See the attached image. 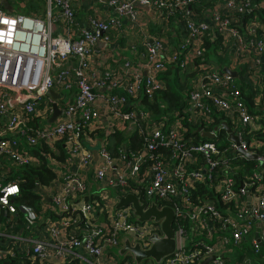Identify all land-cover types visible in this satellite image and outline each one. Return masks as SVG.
I'll return each mask as SVG.
<instances>
[{
    "label": "built area",
    "instance_id": "built-area-1",
    "mask_svg": "<svg viewBox=\"0 0 264 264\" xmlns=\"http://www.w3.org/2000/svg\"><path fill=\"white\" fill-rule=\"evenodd\" d=\"M91 1L111 8L113 15L91 16L89 26L78 31L76 0H46V18L12 12L9 0L4 10L0 0V262L22 254L30 264H137L131 252L120 254L126 240L149 251L151 238L163 237L162 221L141 223L132 207L117 209L119 198L138 197L142 190L148 207L155 203L175 212L176 252L161 264H201L211 257L210 264H236L248 242L259 253L264 247V23L257 15L245 18L264 11V1L223 0L204 9L202 19L191 10L198 0ZM16 2L26 7L29 0ZM141 7L166 19L183 13L187 40L172 47L162 37H149L139 62L118 56L115 68L107 58L95 64L98 44L111 48L125 25L138 26ZM215 40L221 51L234 49L228 67L237 78L207 57L206 41ZM136 51L131 46V53ZM172 67L194 75L191 88L184 93L185 106L169 114L173 119H157L145 100L152 104L167 89L162 77ZM244 68L256 91L252 103L239 87ZM54 104L62 115L50 124ZM184 121L214 139L186 138ZM133 134L143 139L139 151L127 147ZM119 135L126 141L120 143ZM117 143L121 150L113 155ZM43 144L51 152L45 156L56 180L50 186L37 183L41 202L34 210L20 204L17 172L40 164L30 150ZM58 145L64 148L63 162ZM159 148L162 152L154 153ZM248 159L257 166L239 185L237 175L245 167L239 164ZM90 176L100 183L97 191L91 192ZM203 183L224 209L191 197ZM10 188L17 191L9 193ZM90 195L99 200H87ZM255 223L263 229L256 235ZM247 255L249 263L259 264L246 251L244 259Z\"/></svg>",
    "mask_w": 264,
    "mask_h": 264
},
{
    "label": "trees",
    "instance_id": "trees-1",
    "mask_svg": "<svg viewBox=\"0 0 264 264\" xmlns=\"http://www.w3.org/2000/svg\"><path fill=\"white\" fill-rule=\"evenodd\" d=\"M11 1L12 0H9V2ZM15 1H18V0H15ZM35 1L37 2V0ZM35 1L31 0V2H28L26 4L27 6L25 8L27 11L25 12L26 14H31V15L38 14L37 10L41 8L38 5L40 4L42 6L46 5V0H38L39 3H36ZM262 1L264 0H255V3L259 4ZM200 2H201V5H199ZM196 5L200 7L199 9H203V10L210 8V7H202L203 0H198V3H196ZM3 9L7 10L4 6H3ZM263 14H264V11L255 10L251 15L246 16L245 19L248 20L249 18H252L253 16L257 15L258 18H260V20L264 23ZM216 45L219 48H221L222 43L219 40H215V42L213 43L210 41H206L205 52L207 53V56L211 57L214 49H217ZM221 63H224L223 60ZM171 71H173V68L169 69V72ZM248 76H249V71H247L246 68H244V71L240 73L239 87H240V90L243 92L244 96L248 99L249 103H252V98L255 95L256 91L249 84ZM176 77L179 79L178 76ZM177 78L169 79L168 77H165V80L167 81L166 82L167 89L163 91L162 93L158 94L155 98V101L152 104H148L147 100H145L147 106L151 109L155 118L158 119V118H161L162 116H169L171 119H173L174 117L172 115L176 113L177 111H180L185 106L184 94L182 92L184 88L185 90H187L188 87L186 89V85L184 86L182 84H180L179 86L177 83L178 81ZM187 86H188V83H187ZM170 113H172V115H169ZM35 124H36V120L31 121L29 123L30 128L34 129ZM183 125L186 129V138L188 139L190 138L195 141L202 140L201 136L197 133L196 128L191 127L187 123V121H184ZM117 140L120 143L123 141H126V139L122 135H119L117 137ZM128 140H129V143L127 144L128 149L132 151H139L143 148V145H142L143 139L139 137V135L133 134V136L129 137ZM204 141H208V140H204ZM57 148L61 151V156L59 157V160L63 162L66 158L63 153L64 148L63 146H59V145ZM120 150H121V147L119 143H117L115 145V148L112 149L113 155H118ZM30 152L32 154L38 155L41 159V162L39 165L28 166L17 172V175L20 178L19 182H20V188H21V196L19 198V201H20V204L22 203V204L32 207L34 210H38L40 207L41 196L39 192L37 191V187H38L37 183H39L40 186L53 185L54 181L56 180V174L51 170V168L48 166V163L46 161L45 155L48 153H51L49 148L46 145H44L42 148L31 149ZM160 152H162V148H159L156 151H154V153L156 154ZM167 153L169 152L167 151ZM242 165H245V167L242 168L238 172V175H237V181L239 185L246 182L247 179L253 175V169L257 166V163L253 160L248 159L242 162L241 164H239V166H242ZM191 197L193 199H196L197 197H201L202 199L212 200V201H215L217 206H219L220 208L222 209L225 208V206L221 203L219 197L216 196V194L212 192L209 189V187L204 183L198 184L197 190L192 192ZM95 198L99 200V197H97L96 195H93V196L90 195L89 197H87V200H92ZM25 222L26 221H24V223ZM184 227L188 230V233H189L190 231L188 228L189 227L188 224H185ZM191 244H194V243L191 242ZM243 246H244V249L243 250L240 249L239 254L234 258V262L236 264L243 262L245 251L246 253L249 254L250 258L253 261L258 262L259 264H264V247L260 248L259 253L256 254L255 251L253 250V246L251 242L245 243L243 244ZM21 260L24 261L26 264H30L29 257L27 255H22V254H19L15 258V260L10 263L0 262V264H17Z\"/></svg>",
    "mask_w": 264,
    "mask_h": 264
},
{
    "label": "crops",
    "instance_id": "crops-1",
    "mask_svg": "<svg viewBox=\"0 0 264 264\" xmlns=\"http://www.w3.org/2000/svg\"><path fill=\"white\" fill-rule=\"evenodd\" d=\"M215 0H203L202 7H213L215 5ZM201 5V2L200 4ZM200 7L198 5L192 6L191 10L193 15L197 14L196 16L200 19H202L201 16L203 9H199ZM74 9L77 15V30L80 31L83 28H86L89 26V18L91 16L99 15L103 18H109L112 17L113 12L111 8L106 6H100L96 4L95 2L91 0H76L74 3ZM148 8L141 7L139 9L140 12V23L138 26H131V25H125L123 33L119 37V40L115 41L114 45L110 47H105L103 49L97 48L94 56L95 64L98 61L103 62V58H107L109 63L112 65L111 67L115 68L117 65L113 62V59L117 58L118 56H121V58L125 59H132L135 62H139L142 58V55L145 54V46L144 44L146 42H150V39H147L149 37H162L167 43H169L172 47H178L181 44L187 40V29L185 26V18L183 13L177 11L173 13L169 19H166L160 13H152L148 11ZM251 20V18H249ZM248 19V20H249ZM246 20V21H248ZM246 24H249L246 23ZM135 45L137 48V51L134 54L131 53V46ZM217 49H214L210 60H213L215 63L222 65V66H230L232 62V55L234 54V49L229 48L225 50H219V47L216 45ZM212 49V48H211ZM220 55L218 52H220ZM223 60L224 63H221ZM99 68V67H98ZM95 66H90V69L92 71L98 70ZM173 71L167 72L163 75V79L165 80V77L171 78H177V83L180 86V75L181 72H177V69L174 67ZM185 75L186 79L188 78L189 81L185 80L186 89L188 87L191 88L190 83H192V77L193 74H183ZM240 77V75H239ZM166 81V80H165ZM187 81V82H186ZM167 82V81H166ZM188 83V86H187ZM187 89V90H188ZM183 90V94L187 91ZM0 123H3L0 119ZM86 145L88 146V143L86 142ZM90 183H91V192L97 191L100 188V183H97L93 176H90ZM258 230H263L260 224H254V235L257 234Z\"/></svg>",
    "mask_w": 264,
    "mask_h": 264
},
{
    "label": "water",
    "instance_id": "water-1",
    "mask_svg": "<svg viewBox=\"0 0 264 264\" xmlns=\"http://www.w3.org/2000/svg\"><path fill=\"white\" fill-rule=\"evenodd\" d=\"M3 6L7 8L9 6L8 0H2ZM98 47L103 49L105 47H110L109 45H105L104 43H99ZM223 73L230 75L233 78L238 77V73L232 71L228 66L222 67ZM49 95L54 99L57 100L59 95L54 91H50ZM54 113L49 120L50 124L56 122V119L62 115V112L59 110L57 104L53 106ZM228 133H230V139L238 144V139L231 133L229 126L226 122L222 124ZM216 130V129H215ZM197 133L201 136L204 140H213L214 135L210 132H206L201 127L197 129ZM95 156L97 157V150H94ZM248 158L256 159V156L249 155ZM264 168V165L262 166ZM55 191V190H54ZM48 202H51L52 199L49 197L47 198ZM117 209H125L132 207L133 214L137 216V221L144 223L154 219L156 222L161 223L163 237L154 235L151 238L152 248L149 251H142L139 247L132 248L130 242L126 240L125 248L120 252L121 255H124L126 252H131L135 258L137 264L149 260L154 259L157 264H161L166 258L172 256L176 252V230L174 227L175 224V212L171 207H164L161 210L158 209V206L153 203L150 207L148 202L144 199V192L141 191L140 196H135L133 194H128L125 197H121L118 199ZM215 260L214 257L208 258L204 260L201 264H210Z\"/></svg>",
    "mask_w": 264,
    "mask_h": 264
},
{
    "label": "rangeland",
    "instance_id": "rangeland-1",
    "mask_svg": "<svg viewBox=\"0 0 264 264\" xmlns=\"http://www.w3.org/2000/svg\"><path fill=\"white\" fill-rule=\"evenodd\" d=\"M33 1H35V0H33ZM222 1L223 0H215L216 3L217 2H222ZM29 2H31V0H29ZM11 3L13 4L12 12L21 13V12H18L19 10L23 11L22 13L27 12L26 9H22V8H26L27 7V6L25 7V3H23V6L24 7L20 6V3L19 2H16L15 0H12ZM36 3H39V1L37 0ZM38 6L41 7L39 10H37L38 11V15L40 17H42V18H46V5L45 6L44 5L42 6L40 4ZM261 8L263 9V5H261ZM263 17H264V14H263ZM207 57L210 58V56H207ZM180 77H181V79L179 80L180 83L185 86V80H188L189 81V79L188 78L186 79L185 75H183V74H181ZM1 121H2V119H1ZM116 195H117L116 192L113 191L112 197H116ZM148 263H151V261H148ZM239 264H251V263H249L248 255L245 257L244 261L241 262V263H239Z\"/></svg>",
    "mask_w": 264,
    "mask_h": 264
},
{
    "label": "snow or ice",
    "instance_id": "snow-or-ice-1",
    "mask_svg": "<svg viewBox=\"0 0 264 264\" xmlns=\"http://www.w3.org/2000/svg\"><path fill=\"white\" fill-rule=\"evenodd\" d=\"M4 23H8V21H3ZM14 23V22H13ZM9 193H14V192H16L17 191V189L16 188H10L9 190Z\"/></svg>",
    "mask_w": 264,
    "mask_h": 264
}]
</instances>
